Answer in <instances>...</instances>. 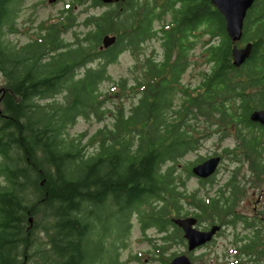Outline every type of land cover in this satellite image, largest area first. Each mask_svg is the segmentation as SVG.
I'll use <instances>...</instances> for the list:
<instances>
[{"label":"trees","instance_id":"16d2710c","mask_svg":"<svg viewBox=\"0 0 264 264\" xmlns=\"http://www.w3.org/2000/svg\"><path fill=\"white\" fill-rule=\"evenodd\" d=\"M22 2L0 0V264H123L133 222L151 247L148 262L169 264L185 245L172 216L189 214L242 223L249 233L234 235L233 263L264 264V221L235 212L249 185L264 187V125L249 118L264 107V0L245 16L241 38L252 43L240 67L210 0H68L37 31L23 24L20 43L11 36ZM82 5L104 10L76 22ZM106 35L115 41L104 48ZM151 38L160 54L146 51ZM124 51L133 64L114 79L108 66ZM195 66L205 70L185 83ZM91 116L108 122L85 152L83 134L67 129ZM213 136H233L216 154L235 167L210 196L209 178L186 189L205 157L180 162ZM244 165L249 174L238 176Z\"/></svg>","mask_w":264,"mask_h":264},{"label":"rangeland","instance_id":"374dc122","mask_svg":"<svg viewBox=\"0 0 264 264\" xmlns=\"http://www.w3.org/2000/svg\"><path fill=\"white\" fill-rule=\"evenodd\" d=\"M68 0H55L54 2H48L47 0H23L20 9L17 13L16 18V26L18 28V32L11 36V39L18 41V42H25L28 40L27 34H24V31H21V26L30 25L31 31H37L38 25L43 20L53 21L56 19L57 13L62 9L65 5V2ZM104 10V7H90L88 5H82L75 9L77 18L76 22L83 19L86 14L88 13H100ZM75 27V26H74ZM77 28V27H75ZM70 31L65 34L66 38H69ZM143 45L146 48V51H150L152 48L155 49L159 54L161 53V48L159 46V42L155 40V38H151L143 42ZM199 43L195 48V55H197L200 50ZM133 64V58L131 57L128 51H124L117 59L116 62L110 64L108 66V72L112 78L118 79L121 76H128L129 67ZM205 69L207 68L204 66ZM204 68L200 67H192L189 69L184 77L183 81L188 82L190 81L191 75L194 77L192 84L196 83L199 79L197 78L198 71L205 70ZM2 82V78L0 77V85ZM107 83H103L102 86L106 87ZM126 104H129V101H126ZM108 122V118L105 120H101L95 116H91L88 119L78 118L77 122L67 129V132L70 136H80L81 143L85 145L84 149L85 152H90L94 150L95 143H89V137L93 135V133L100 127L104 126V123ZM235 144L233 138H223L222 140H218V136H213L209 139L203 140L201 144H199L196 151L187 154L184 158L181 159L180 164L186 163L187 161L195 160L198 157H207L210 154L216 152H220L223 148L230 146L232 147ZM235 166L229 161V159L225 158L222 161L217 173H215L212 183L207 182L205 186H203L202 190L209 191V195L212 196L215 194V191L218 187L225 183L228 179L230 171L233 170ZM246 166L244 165L239 168L238 176L242 173H245L247 176L249 172L246 170ZM179 172L182 170H178ZM212 184V186L210 185ZM199 181H197L193 177L187 178L186 181V189L193 190L199 187ZM247 193L242 196V199L237 202L236 211L238 213H242V215L251 216L253 215V206L255 202L257 203V210L261 209L262 212L256 211L257 215L262 216L264 214V187H254L253 184L249 185ZM199 194H203V192H199ZM262 195V199L260 203L258 202V196ZM247 229H244L242 224L239 222L236 226H225L220 235L216 237V239L206 248H201L197 252L194 253L195 257L203 255L205 262L204 264H234V257L235 253L232 250V241L234 239V235H245L248 234ZM147 236H154V230L148 229ZM126 241L125 248L121 249V261L123 264H152L149 263L147 260L148 255L144 253V251L149 250L151 247L149 243L144 240L142 233L139 231L137 227V223L133 222L132 231ZM173 251L180 252L184 250L183 246H179L177 248H173ZM142 251V259L145 258L144 262L136 261V260H127L129 254L133 255L134 253ZM196 264H200L195 260ZM203 264V263H202Z\"/></svg>","mask_w":264,"mask_h":264},{"label":"water","instance_id":"95a60500","mask_svg":"<svg viewBox=\"0 0 264 264\" xmlns=\"http://www.w3.org/2000/svg\"><path fill=\"white\" fill-rule=\"evenodd\" d=\"M54 2L55 0H47ZM124 0H100L103 4L122 2ZM211 4L219 11L225 20V28L232 46V63L240 66L249 57L251 52V43H246L243 47H236L235 43L241 39L243 21L247 10L252 6L254 0H210ZM115 41V36L106 35L103 39V47H107ZM249 118L251 121L264 125V107L253 110ZM220 156L215 155L204 159L193 165L191 172L198 178H207L211 176L218 167ZM183 231V237L187 243V250L204 245L209 242L219 226H212L209 230H199L194 227L196 222L193 217H177L171 219ZM31 221V219H30ZM169 264H193L186 254H179L170 260Z\"/></svg>","mask_w":264,"mask_h":264},{"label":"flooded vegetation","instance_id":"af4514ba","mask_svg":"<svg viewBox=\"0 0 264 264\" xmlns=\"http://www.w3.org/2000/svg\"><path fill=\"white\" fill-rule=\"evenodd\" d=\"M251 8V7H250ZM250 8L247 10V12H246V14H248V11L250 10ZM246 16V15H245ZM245 19V18H244ZM243 23H244V21H243ZM242 37V36H241ZM212 42V41H211ZM248 42H250V43H252V41L251 40H249V41H242V38L238 41V43H235V45H236V47H238V48H241V47H243L246 43H248ZM232 46H233V44H232ZM232 46H231V60H232ZM101 47H103V44L101 45ZM105 48V47H104ZM237 67V66H236ZM238 67H240V66H238ZM253 122H255V121H253ZM258 123V122H257ZM233 136H230V138H232ZM202 142V141H201ZM201 142H200V144H201ZM216 153H220V152H214V154L212 153V154H210L209 156H207V158L208 157H211V156H215V155H218V156H220V162H219V164H218V167H217V169L215 170V172L211 175V176H209V177H207V178H198V177H196V176H194L193 174L191 175V177H193V178H195L197 181H200V179H211V180H213V178H214V175H215V173H217V171H218V169H219V167H220V165L222 164V161H224V158H223V156L222 155H220V154H216ZM197 163H199V162H197ZM196 164V163H195ZM195 164H193V165H195ZM193 165H191V167L193 166ZM190 167V168H191ZM211 180H209V181H211ZM209 181H207V182H209ZM206 182V183H207ZM261 199H262V195H259L258 196V202L260 203V201H261ZM241 200V199H240ZM253 215H251V216H247V215H242V213H238L237 211H235L238 215L240 214L241 215V217L242 218H249V217H254L255 215H257V212L256 211H259V212H262L261 211V209H258L257 210V203L255 202V204H254V206H253ZM259 216V215H258ZM177 217H181V218H185V217H193V218H195V220H196V222H195V224H194V227L195 228H197V229H199V230H205V231H207V230H209L212 226H219V229L215 232V234L213 235V237H212V239L209 241V242H206L204 245H201V246H198V247H196V248H194L193 250H191V251H188L187 250V243H186V240L184 239V237H183V231L181 230V228H179L180 230H181V234H182V237H183V239H184V243H185V245L183 246L184 247V250L183 251H180V252H177L174 256H172L171 257V259L173 258V257H175V256H177V255H179V254H186L189 258H190V260L193 262V264H196L195 263V261H194V259H195V256H194V253L195 252H197L199 249H203V248H206V246H208V245H210L215 239H216V237L218 236V235H220L221 234V232H222V230H223V228L225 227V226H227V227H230V226H233L232 224H230V220L229 219H226V220H218V219H214V220H205V221H200V220H198V218L197 217H195L194 215H192V214H189V215H186V216H172V218H177ZM260 218H261V220L262 221H264V214L262 215V216H259ZM242 224V223H241ZM261 224V226H263L264 227V225L262 224V223H260ZM242 226H243V224H242ZM249 228V227H248ZM170 259V260H171ZM170 260H169V263H170Z\"/></svg>","mask_w":264,"mask_h":264}]
</instances>
